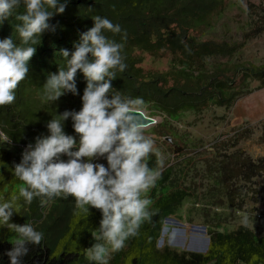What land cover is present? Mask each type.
<instances>
[{
	"label": "trees",
	"instance_id": "trees-1",
	"mask_svg": "<svg viewBox=\"0 0 264 264\" xmlns=\"http://www.w3.org/2000/svg\"><path fill=\"white\" fill-rule=\"evenodd\" d=\"M225 4L0 0V214L22 217L27 207L58 189L65 191L58 199L63 202L59 212L38 231L39 239L30 235L10 242L0 236V264H75L78 259L82 264L75 257L78 246H94V232L126 220L138 204L130 190L122 194L118 188L111 200L105 199V188L88 189L82 172L70 178L42 154L26 159L31 154L18 157L15 148L48 144L69 149L84 164L96 163L100 148L93 139L118 142L107 135V114L113 108L148 106L166 118L185 111L198 114L211 106L230 108L251 92L253 81L264 87V63L235 61L247 41L264 33V3H249L254 16L240 40L201 38ZM136 51L170 54L171 67L146 73ZM149 155L130 153L117 166L123 175L134 174ZM228 156L217 171L224 189L227 176L237 178L242 167L252 174L264 168V156L257 163L239 154ZM173 188L164 195L152 190L140 219L116 230L122 247L109 253L106 264H264V233L255 235L245 226L209 230L205 253L157 248L163 219L188 197L182 188Z\"/></svg>",
	"mask_w": 264,
	"mask_h": 264
},
{
	"label": "rangeland",
	"instance_id": "rangeland-1",
	"mask_svg": "<svg viewBox=\"0 0 264 264\" xmlns=\"http://www.w3.org/2000/svg\"><path fill=\"white\" fill-rule=\"evenodd\" d=\"M249 3L257 6L264 0H226L223 10L215 16L214 25L201 38L240 40L242 31L248 29L254 16ZM136 53L146 73L164 72L171 67L170 54L154 57L142 51ZM235 61L263 64L264 33L247 41ZM250 85L251 92L239 97L228 109L211 106L198 114L185 111L166 118L146 106L142 110L155 123L137 127L129 140L121 141L110 126L107 135L116 136L118 142L93 139L95 146L100 148L96 163L84 164L72 156L69 149L58 151L48 144L15 148L18 157L31 154L26 159L42 154L48 164L70 173V178L82 172L81 180L88 189L97 185L105 188L108 193L105 199L111 200L118 188L122 194L130 190L137 196L138 204L130 216L94 232L91 235L95 239L94 246H78L76 259L79 256L84 261L82 264L86 261L89 262L86 264H106L109 253L122 247L116 230L123 231L140 219L150 205L152 190L164 195L175 189V185L187 192L188 197L173 214L163 219L157 248L166 245L177 250L202 252L208 248L209 230L231 231L238 226L247 227L255 235L263 234L264 168L259 172L255 169L252 174L242 167L237 178L228 179L227 176V189L217 173L218 163L227 160L228 155L239 154L255 163L264 156V87L257 88L255 81ZM177 146L182 148L180 153L174 150ZM136 151H147L154 157H145L138 172L123 175L118 163L122 157ZM230 162L235 160L230 159ZM168 171L170 178L168 174L167 179L162 180ZM59 192L60 189L53 197L27 207L22 217L9 218L1 213L0 236L7 237L10 242L30 235L39 239L38 231L59 212L63 203L58 199L65 191ZM78 262L79 259L75 264Z\"/></svg>",
	"mask_w": 264,
	"mask_h": 264
},
{
	"label": "water",
	"instance_id": "water-1",
	"mask_svg": "<svg viewBox=\"0 0 264 264\" xmlns=\"http://www.w3.org/2000/svg\"><path fill=\"white\" fill-rule=\"evenodd\" d=\"M153 123L155 120L147 116L142 109L132 107H116L107 114L108 126H111L121 141L129 140L137 127ZM201 251L205 253L207 249Z\"/></svg>",
	"mask_w": 264,
	"mask_h": 264
},
{
	"label": "bare ground",
	"instance_id": "bare-ground-1",
	"mask_svg": "<svg viewBox=\"0 0 264 264\" xmlns=\"http://www.w3.org/2000/svg\"><path fill=\"white\" fill-rule=\"evenodd\" d=\"M111 127V126H110ZM116 133V132H115Z\"/></svg>",
	"mask_w": 264,
	"mask_h": 264
},
{
	"label": "clouds",
	"instance_id": "clouds-1",
	"mask_svg": "<svg viewBox=\"0 0 264 264\" xmlns=\"http://www.w3.org/2000/svg\"><path fill=\"white\" fill-rule=\"evenodd\" d=\"M165 246V245H164ZM203 253V252H202Z\"/></svg>",
	"mask_w": 264,
	"mask_h": 264
},
{
	"label": "crops",
	"instance_id": "crops-1",
	"mask_svg": "<svg viewBox=\"0 0 264 264\" xmlns=\"http://www.w3.org/2000/svg\"><path fill=\"white\" fill-rule=\"evenodd\" d=\"M256 110V109H255Z\"/></svg>",
	"mask_w": 264,
	"mask_h": 264
}]
</instances>
